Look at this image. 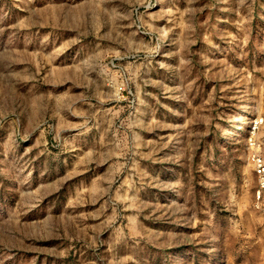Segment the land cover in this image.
<instances>
[{"label":"rangeland","instance_id":"rangeland-1","mask_svg":"<svg viewBox=\"0 0 264 264\" xmlns=\"http://www.w3.org/2000/svg\"><path fill=\"white\" fill-rule=\"evenodd\" d=\"M264 0H0V264H264Z\"/></svg>","mask_w":264,"mask_h":264},{"label":"built area","instance_id":"built-area-1","mask_svg":"<svg viewBox=\"0 0 264 264\" xmlns=\"http://www.w3.org/2000/svg\"><path fill=\"white\" fill-rule=\"evenodd\" d=\"M256 171L258 173V179H259V187L258 192L259 194L264 191V157L258 153L255 152L252 155Z\"/></svg>","mask_w":264,"mask_h":264}]
</instances>
